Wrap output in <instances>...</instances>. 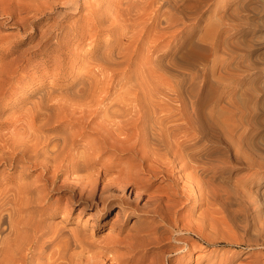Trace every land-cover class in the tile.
Here are the masks:
<instances>
[{
    "label": "bare ground",
    "instance_id": "obj_1",
    "mask_svg": "<svg viewBox=\"0 0 264 264\" xmlns=\"http://www.w3.org/2000/svg\"><path fill=\"white\" fill-rule=\"evenodd\" d=\"M221 2L0 0V16L17 29L0 37V51L5 45L12 53L22 48L0 69V165L5 167L0 170V264L31 263L30 253L38 246L45 227L44 216L58 209L59 197L44 207L56 190L79 196V200L84 194L91 199L97 182H104L103 190L130 186L137 204L147 198L141 212L150 220L134 236L118 238L117 232L107 233L103 254H111L114 264L128 262L117 253L118 248H139L133 238L145 242L144 249L166 240L161 246L173 243L172 251L176 252L197 245L192 241L195 234L206 244L240 246L248 241L205 233L215 223H225V215H213L214 205L228 213L234 223L246 216L240 207L243 193L226 181L237 168L225 141L233 128L228 129L223 114L213 113L200 96L213 70L220 66L216 55L225 43L223 33L231 26ZM245 3L248 9L257 5L250 9L253 16L260 12L257 0ZM70 18L73 21L69 24ZM103 31L106 40L101 48ZM202 57L206 64L198 61ZM48 63L54 64L53 70L47 68ZM37 70L40 77L35 75ZM18 88L25 90L23 97L38 92L39 96L16 106L17 113H6ZM62 123L67 126L60 128ZM109 150L129 152L134 162L117 170L102 162L97 171L100 175L93 179L69 178L92 169ZM25 164L26 175L39 169L30 181H25L22 173L15 174ZM114 172L115 176H110ZM157 179L165 183L152 189ZM183 198L198 202L199 209L203 207L196 217L190 216L189 223L185 222L189 216L181 212L187 202ZM98 202L104 214L112 206L122 205L123 218L112 222L115 228L132 216L122 196L108 194ZM159 222L166 227L159 228ZM240 227L251 229L248 222ZM82 236L72 231V239L79 244ZM61 251H50L47 259H53L51 264L57 263ZM148 251L141 254L138 264L148 259ZM250 264L264 261L255 259Z\"/></svg>",
    "mask_w": 264,
    "mask_h": 264
},
{
    "label": "rangeland",
    "instance_id": "obj_2",
    "mask_svg": "<svg viewBox=\"0 0 264 264\" xmlns=\"http://www.w3.org/2000/svg\"><path fill=\"white\" fill-rule=\"evenodd\" d=\"M113 1L117 3L124 0ZM246 1L247 0H222L221 2V5L225 7L222 9L227 10L225 18L231 26L225 30L226 32L224 31L227 34L223 33L225 43L221 46L216 55L217 59H219L220 66L213 70V77L207 80L200 96L202 99L201 101H206L209 104V108L212 109L213 113L219 116L223 114V116L220 117L227 120L226 125L228 123V129H231V127L233 128L231 132L230 130L228 131L225 141L229 144L232 151L230 159L236 164L237 168L233 169V172L226 178V181L229 184H234L236 188L239 189L240 193H243L240 199V207L245 210L244 212L246 215L244 219H241V222L237 220L236 223H234L228 213L221 211L218 205H214L212 207L215 209L213 215L217 217L225 215V223H215L216 226L213 228H206L205 233L212 235L222 233L233 239L244 237L243 240L247 239L248 241H243L244 244L240 246L227 245L224 242L206 244L199 235L195 234L193 235L192 241H196L198 244L191 247L188 251H179V253L172 251L175 248H173V243H169L167 246H161V243L166 240L157 245L148 244L146 245L147 249H144L143 246L145 242H142L139 238L135 240L133 238L135 243L137 242L138 245L140 244L139 248L135 249V247L128 246L118 248L117 253L119 252L118 254L120 255L123 254V258L128 261L121 264H138L141 254L147 250H149V255L144 264H153L155 262H159L160 264H250L251 261L255 259L264 261V0H257L259 3L258 10H260V12L256 11L254 16V12L250 9H254L257 5L251 4L249 5V9L245 8ZM214 8L215 6L212 7V9ZM73 18L68 19L67 22L70 24ZM11 22L12 21L8 20L6 17L0 16V37L9 36L10 33L17 31L14 26H11ZM103 33L104 35L101 36V48H103L106 40V31H103ZM54 35L55 32L52 33V37H54ZM165 41H163V43ZM86 46L87 43H85V47ZM8 47L9 45H5L0 51V69L22 50V48H19L17 53H12L8 51ZM55 56L56 55L53 54V57ZM40 57L41 55L36 59L38 60ZM198 61L205 64L207 63V59L203 57L199 58ZM34 64L35 61L32 62L31 66ZM47 66L49 70H53L54 64L48 63ZM34 69L35 68H32L30 71ZM40 74L41 72L37 70L35 75L40 77ZM67 78L70 79V76ZM27 81H23L22 84H26L25 82ZM23 91H25L23 88H18V93L16 92L14 93L15 95H12L5 109L6 113H12V111L17 113L19 109L16 108L24 106L26 100H35L36 97L39 96L38 92L26 98L23 97V95H25ZM65 126H67V123H62L59 127L65 128ZM46 132H52V130H46ZM87 135L91 137L95 136V134L91 132H87ZM82 142L83 141L80 140L79 143L82 144ZM131 158L129 152L109 150L102 153L100 161L95 164L97 167L94 166V169L90 168L89 170L87 169L77 174H71L69 178L73 179L74 177L82 180L93 179L96 175H100L98 173L100 170L98 167H100L102 162H104L106 166L110 164L113 166V170H117L121 166L131 165V163L134 162ZM107 161L110 162L108 163ZM99 163L101 164L99 165ZM3 168L5 167L0 165V170ZM258 169L260 170L258 171ZM27 172L28 169L25 164L19 166L15 174L22 173L24 174L23 179L25 181H30L36 176L39 169L32 171L29 175H26ZM115 173L116 172L110 176H115ZM141 176H145V178L148 177L147 174H141ZM61 179L62 178L57 180V184L61 182ZM103 183L104 182H97V187L91 194V199L86 198V194H84L85 198L79 200V196L72 197L69 193L63 194L59 190H56L57 192L51 195L50 201L46 202L44 207H50L52 202L59 197L57 203L58 209L55 214H46L44 216L45 227H43V229L45 228L46 230L44 229L43 231L42 229L41 232L43 234L39 237V244L36 249H33L34 251L30 253L32 261L27 264H51L50 261L53 259L48 260L47 256L50 251L55 249L58 251L62 250L59 256L62 255L64 259H59L60 257L62 258V256L58 257L57 263L59 264H114V260H111V254L107 256L103 254L105 249L102 248H104L107 233L114 234L117 232L118 238H124L126 235L134 236L137 230L144 226L150 218L142 215L143 213L141 212L147 200L146 196L139 200V204H137V202L134 201V194L130 193V186L116 187L110 190L106 188L103 190ZM164 183L160 182L159 179L154 180L152 189L160 185L162 186ZM108 194L124 197L128 202L126 206H128L127 208L131 211L132 215L128 221L124 222L123 225H117L116 228L112 225V222L117 217L123 218V207L117 204L109 208L108 212L104 214L103 212L105 210L101 209L102 203L98 201L100 197ZM185 201L188 203L185 202L183 204L184 206L181 208V212L189 216L185 219V222H188L190 216L196 217L203 207L199 209L198 202H194L193 199ZM76 202H79V204L75 206ZM133 207H138V209H134ZM232 207L235 208L236 205L233 204ZM101 215L102 217H100ZM247 222L250 224L251 229L245 231V229L240 226H244ZM158 227L165 228L166 225H164L163 222H159ZM51 229H53L54 232H52L53 230ZM49 230H51V232ZM72 231H79L83 234V245L72 239ZM45 233L47 234L45 235ZM52 234L56 235V238ZM47 235L50 237L47 238ZM168 235L169 234L165 236ZM53 239H55L56 242ZM131 239L132 238H129V240ZM248 242L250 245L246 244ZM43 244L44 247L42 246ZM50 244H52V247H50ZM45 247H47L48 250ZM49 247L52 250H49ZM41 250H43V252ZM163 251L165 253L161 254L160 252ZM134 252L135 255L133 254ZM56 255L58 256V254H55L57 258ZM130 255L132 256L130 257ZM45 260H47V262L49 261V263ZM59 261H63V263Z\"/></svg>",
    "mask_w": 264,
    "mask_h": 264
}]
</instances>
